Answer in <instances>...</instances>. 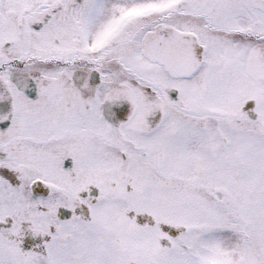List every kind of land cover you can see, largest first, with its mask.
<instances>
[{
	"label": "snow or ice",
	"instance_id": "6c2138e0",
	"mask_svg": "<svg viewBox=\"0 0 264 264\" xmlns=\"http://www.w3.org/2000/svg\"><path fill=\"white\" fill-rule=\"evenodd\" d=\"M0 264H264V0H0Z\"/></svg>",
	"mask_w": 264,
	"mask_h": 264
}]
</instances>
